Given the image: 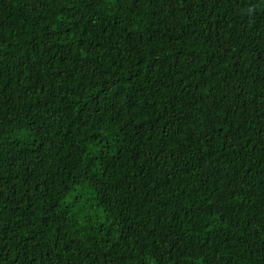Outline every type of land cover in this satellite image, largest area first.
<instances>
[{"label": "trees", "instance_id": "16d2710c", "mask_svg": "<svg viewBox=\"0 0 264 264\" xmlns=\"http://www.w3.org/2000/svg\"><path fill=\"white\" fill-rule=\"evenodd\" d=\"M0 264H264V0H0Z\"/></svg>", "mask_w": 264, "mask_h": 264}]
</instances>
